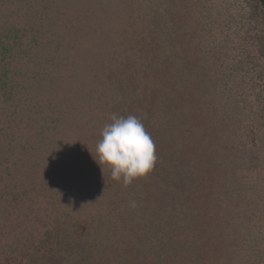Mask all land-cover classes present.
<instances>
[{
    "label": "trees",
    "instance_id": "1",
    "mask_svg": "<svg viewBox=\"0 0 264 264\" xmlns=\"http://www.w3.org/2000/svg\"><path fill=\"white\" fill-rule=\"evenodd\" d=\"M211 1L0 0V264H264V65L229 107ZM112 114L156 146L127 186L94 158Z\"/></svg>",
    "mask_w": 264,
    "mask_h": 264
},
{
    "label": "rangeland",
    "instance_id": "2",
    "mask_svg": "<svg viewBox=\"0 0 264 264\" xmlns=\"http://www.w3.org/2000/svg\"><path fill=\"white\" fill-rule=\"evenodd\" d=\"M211 2H214L216 7L215 15L219 20L222 18L223 23L220 29L203 32L204 40L200 42L202 51H206L205 54L214 51L223 52V55L220 53V57L221 60L227 59V69L231 73L230 82L241 83L238 87L230 86L235 93L233 95L228 93L230 98H226L228 101L225 102H229L228 106L231 108L239 104L242 109L237 110L244 109L242 115L247 111L249 114L250 102L256 101L252 103L253 106L258 103L255 94L257 90L254 87L257 85V74L264 65V54L259 51L262 47L260 36L264 34V22L260 17L250 14L249 0H212ZM235 112L236 109L232 111L228 108V114ZM262 184L264 187L263 181Z\"/></svg>",
    "mask_w": 264,
    "mask_h": 264
},
{
    "label": "clouds",
    "instance_id": "3",
    "mask_svg": "<svg viewBox=\"0 0 264 264\" xmlns=\"http://www.w3.org/2000/svg\"><path fill=\"white\" fill-rule=\"evenodd\" d=\"M110 120L101 130L94 158L102 169H110L113 180H122L127 186L154 169L156 146L138 117L112 114Z\"/></svg>",
    "mask_w": 264,
    "mask_h": 264
}]
</instances>
